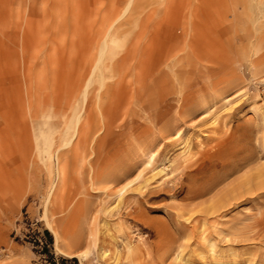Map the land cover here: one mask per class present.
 <instances>
[{
  "label": "rangeland",
  "instance_id": "1",
  "mask_svg": "<svg viewBox=\"0 0 264 264\" xmlns=\"http://www.w3.org/2000/svg\"><path fill=\"white\" fill-rule=\"evenodd\" d=\"M216 261L264 264V0H0V264Z\"/></svg>",
  "mask_w": 264,
  "mask_h": 264
},
{
  "label": "bare ground",
  "instance_id": "2",
  "mask_svg": "<svg viewBox=\"0 0 264 264\" xmlns=\"http://www.w3.org/2000/svg\"><path fill=\"white\" fill-rule=\"evenodd\" d=\"M101 52V51H100ZM100 55H99V57L101 56L102 57V54L101 53H99ZM95 70H97L96 69V67L94 68ZM90 83V82H89ZM151 160H152V158H149L148 159V161H147V165H150L151 164ZM125 192H126V190L125 189H121L119 192H118V195H123V194H125ZM47 220V219H46ZM45 220V221H46ZM46 225H47V227L49 228V229H51L50 228V226H49V223L46 221ZM54 246L55 247H57V244H58V238H57V236L54 234ZM58 250V249H57ZM210 254L211 255H213V256H217L216 255V253L214 252V250H213V246L212 245H210ZM88 255H89V252L88 251H86V252H83V253H81L79 256H78V258L80 259V260H85L87 257H88ZM218 260V259H217ZM214 264H224L223 263V261H216Z\"/></svg>",
  "mask_w": 264,
  "mask_h": 264
}]
</instances>
